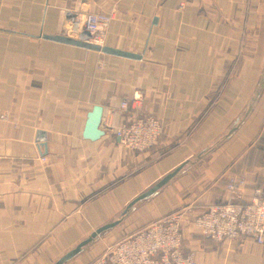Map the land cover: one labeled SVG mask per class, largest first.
Instances as JSON below:
<instances>
[{
    "label": "crops",
    "instance_id": "obj_1",
    "mask_svg": "<svg viewBox=\"0 0 264 264\" xmlns=\"http://www.w3.org/2000/svg\"><path fill=\"white\" fill-rule=\"evenodd\" d=\"M60 9L110 17L102 47L138 58L47 39L67 34ZM263 65L264 0H0V264H52L118 215L231 125ZM137 91L142 113L164 122L157 145L137 152L109 132L83 137L94 106L103 118ZM40 143L56 166L26 168ZM234 176L247 179L244 200L264 196V90L230 139L67 264H93L175 211L198 262L264 264V243H215L194 226L207 205L230 199Z\"/></svg>",
    "mask_w": 264,
    "mask_h": 264
},
{
    "label": "built area",
    "instance_id": "obj_2",
    "mask_svg": "<svg viewBox=\"0 0 264 264\" xmlns=\"http://www.w3.org/2000/svg\"><path fill=\"white\" fill-rule=\"evenodd\" d=\"M111 18L83 11L60 9L58 22L66 27V35L102 46V35ZM101 126L119 138L127 148L137 152L152 149L165 132L162 118L142 113V93L137 91L116 107L107 108ZM37 158L25 161L28 169L55 167L44 147L38 144ZM245 176H234L227 181L230 199L207 205L194 219V226L213 242L235 241L250 237L264 243V196L256 190L244 200ZM182 212L175 211L149 222L136 231L118 238L93 264H204L194 253L183 250Z\"/></svg>",
    "mask_w": 264,
    "mask_h": 264
},
{
    "label": "water",
    "instance_id": "obj_3",
    "mask_svg": "<svg viewBox=\"0 0 264 264\" xmlns=\"http://www.w3.org/2000/svg\"><path fill=\"white\" fill-rule=\"evenodd\" d=\"M46 38L57 42H62L65 44H70V45L90 49L93 51L102 52L107 55L121 56L130 59L138 58L136 55L124 51L102 47L101 45L93 44L91 42L82 39H72L68 36H63V35H47ZM263 90H264V65L260 73V76L258 78V81L255 85V88L250 98L248 99L247 103L245 104L244 108L238 114L236 119L231 123V125L219 137H217L212 143L207 145L194 157L184 161L183 163L178 165L175 169L171 170L170 172L160 177V179H158L153 185H151L145 191H143L142 193L134 197L131 201H129L127 205L124 207V209L118 215H116L114 218L104 223L103 225L94 229L83 240H81L73 248L69 249L67 252L61 255L52 264H67L72 259L76 258L83 251H85L87 247H89L91 244L97 241L100 237L104 236L114 227L119 225L138 205L150 199L151 197L155 196L162 188H164L167 184H169L185 169H187L191 165H195L204 155L210 153L211 151L219 147L221 144L226 142L228 139H230L234 135V133L239 129V127L243 124L245 119L250 115L258 99L260 98ZM102 114H103V108L100 105L94 106L92 110L88 113L83 131L84 138L95 140L101 137L102 135H104V131L100 129Z\"/></svg>",
    "mask_w": 264,
    "mask_h": 264
}]
</instances>
